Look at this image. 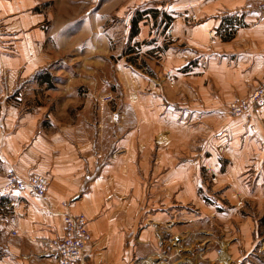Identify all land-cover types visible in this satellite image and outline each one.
<instances>
[{"label":"crops","instance_id":"1","mask_svg":"<svg viewBox=\"0 0 264 264\" xmlns=\"http://www.w3.org/2000/svg\"><path fill=\"white\" fill-rule=\"evenodd\" d=\"M186 2L200 21L188 25L189 12L176 16L167 33L179 38L180 47H170L159 56L162 78L174 76L167 94L178 106H170L164 81L157 75L141 74L123 64L119 71L124 74L122 86L128 89L124 107L136 123L128 120V111L120 121L115 115L107 119L135 125V130L118 135L89 129L86 136L85 127L93 121L78 116L77 133L47 136L43 127L57 126L52 117L23 113L5 101L0 104V184L8 170L20 176L45 173L49 178L44 198L27 190L0 198L4 207L0 208V264H57L51 239L63 233L65 212L84 213L88 219L91 240L83 264H162L181 259L183 264H214L223 257L214 249L219 241L234 258L239 250L253 249L256 219L254 223V214L241 215L236 201L250 197L264 201V106L258 132L249 129L244 116H229L223 109L233 94L246 95L264 80V9L259 0ZM176 4L174 0L172 5ZM38 5L39 0H0V91L4 93L16 91L18 75H29L41 84L38 72L52 61L53 55L37 47L44 39L54 46L52 31L45 34L38 26ZM147 22L140 26L139 36L153 40L148 43L151 48L161 40L150 32L151 19ZM79 30L88 34L87 53L105 48V40L89 27ZM230 40L234 43L225 44ZM190 61L195 63L190 66L191 82L180 71ZM47 71L41 73L51 82ZM73 74L68 73L58 87L66 98L75 97L79 82L73 81L84 76L81 68ZM229 86L232 92L222 95ZM103 119L99 121L111 124ZM186 123L187 137L169 138L170 132L177 133V125ZM189 141L191 149L179 148ZM250 171L253 179L248 181ZM200 172L214 175L222 187L230 185L220 202L224 207L206 203L196 193L204 180L198 177ZM147 174L157 177V194L144 195L152 190L143 181ZM188 202L191 210L184 205ZM237 220L243 222L240 237L235 232L231 236V222Z\"/></svg>","mask_w":264,"mask_h":264},{"label":"rangeland","instance_id":"2","mask_svg":"<svg viewBox=\"0 0 264 264\" xmlns=\"http://www.w3.org/2000/svg\"><path fill=\"white\" fill-rule=\"evenodd\" d=\"M173 1L174 0H39V5L36 8V12L38 16H40L37 21L39 22L38 26L45 31V34L48 32V29L52 31L54 46L47 44L49 42L45 39L40 45H37L40 49L39 52L50 53L53 55V57H51L52 61L44 66L38 74L41 75V72L50 70L52 85L48 86L47 84H44V82H41V84L33 82V79L28 78L30 77L29 75L24 78L23 76L18 75L17 87L14 88L16 89L15 92H11L13 89H11L9 93L0 91V104L5 101L23 113H37L43 118L47 116L52 117L51 120L56 122V127H52L51 125H47L46 127L42 126L43 131L47 136L53 134H69V136H72L74 133H77L78 123L76 118L78 116H83L87 123L93 121L92 124H88L85 127L86 130H84V133L86 136L89 135V131H87L89 129H92L94 133H96L101 128L103 131L105 130V133L115 131L118 135L130 132L132 127L133 130H135V125L132 126V124H129L127 126L123 122L116 124V121L110 122L107 119L109 116L115 115L120 118L118 120L120 121L122 118H125L124 112L128 111L126 114L129 118L128 120L136 123L134 114L124 107L126 105L124 104L125 101H123V99L128 98L126 94L128 89L126 88L125 90L122 86L124 74L119 71L122 70L123 64L126 67H130L131 70L140 72L141 74L152 77L157 75L164 81L163 84L166 100L172 101V99H168L170 96L167 93L171 94V92H169L171 91V87L168 86H171L174 82V76L166 77L165 80L162 78L159 71V65L162 61V58L159 57L160 53H165L170 47H180L178 44L179 38L177 39L168 34V28L173 23L176 16L188 12V17H186L189 19V22H186L188 25H194L200 21L197 14L191 12L192 7L189 9V4L186 0L181 3H179V0H176V5H172ZM183 4H186L187 7H183ZM258 4L264 9L263 0H259ZM178 6H180L181 9ZM150 19L152 22L149 24L151 25V34L157 33L155 39L157 40L159 37L161 40L159 42L160 44L153 42L152 45H154V47L151 48L148 43L153 40L141 39L139 36L140 26ZM133 24L136 27V33H132L131 31ZM146 24H148V22ZM83 26L86 30L89 27L91 32L99 34L102 39L105 40V48L101 49L100 47L96 50H90L87 53L88 49H85L86 45L84 44V39L88 34L79 30V28ZM182 35L183 34H180L179 37L181 38ZM228 37L229 36L225 38ZM231 43L234 42L230 40L225 44ZM48 46L51 47L50 50H48ZM9 51L10 50H8V52ZM11 51L13 52L14 50L11 49ZM0 52L2 51L0 50ZM197 60L198 59H196V61ZM192 64L193 61H190L180 69L182 73L186 72L184 74L189 81L194 78L189 77L190 74H193L192 69L195 67L194 63L193 68L190 69ZM198 66L199 65H197V67ZM18 68L22 69L25 68V66H20ZM78 68H81L84 76H82V79H76L73 81L74 83L79 82L77 85V91L75 90V97L71 95V97L74 98H66L64 97L65 92L58 88L60 81L65 79L70 72H73V75H76ZM34 72H36V70ZM199 72L200 71H197V73ZM118 74H120V78L118 77ZM196 75L201 77L202 73L200 72ZM2 78L4 77L2 76L1 79ZM204 81V84L207 85L208 82L206 80ZM263 82L264 80L261 83ZM192 85L195 86L193 83ZM258 87L259 86L253 88L246 95L231 94L232 96L226 101V105H224L225 108L223 109L226 115L235 116L230 110L229 104L241 99L246 100L248 98L247 95ZM230 91L232 92V87L229 86V89L222 95H227ZM187 95L186 97H192V95L188 93ZM16 96L21 97V101L19 98H16ZM181 97L182 96H179V98ZM178 104L179 102L174 103V101H172L170 106H178ZM260 109L261 106L254 111L244 112L237 115L244 116L249 129L258 132L260 121H262ZM102 117L104 118L103 120H107L111 124L108 123L105 125L102 120L99 121ZM121 124H123L122 127ZM186 125L187 123L184 126L177 125V133L174 135V132H170L169 138L172 139L173 136L177 135L182 138L187 137V130L189 128H185ZM172 127H174V125H172L171 128ZM191 144H193V142L189 141L187 144L179 146V148L191 149ZM150 162L152 163V161ZM13 173L16 176L25 179L32 178L35 176L34 174L42 175L47 178V185L49 183V178L45 173L30 172L25 176H20L15 171H13ZM198 177L204 180L198 185L196 193H198L206 203H212L215 205L220 204L221 199H223L222 195L230 185L227 184L225 187H222V184H217L214 175H210L206 172H200ZM156 178L157 177L150 178V174H147L146 177L143 178L145 183L149 182V184L152 185V190L149 189L148 192L144 191L145 196L150 193H158L154 190L156 180H158ZM245 179L248 180L249 178ZM252 179L253 174L251 173V177L248 181H251ZM160 188H162V186H160ZM11 192L4 195L0 194V198L9 195ZM236 204L241 205V215L246 216L248 214H254L251 215L254 223L256 219L257 225L256 230L251 232V239L254 242V247L248 253H241V250H239L234 258L233 255H229L224 244H219V241L214 249L217 254L222 253L223 257L222 259H219V262L214 264H264V201L259 203L254 201L251 197L249 198V201L240 198V200L236 201ZM144 205L148 206L147 203ZM184 205H188V208L186 209L191 210V202ZM146 206L144 208H146ZM0 208L4 209L3 206ZM143 210L144 209L141 208V213ZM68 213L82 214L86 217L84 213ZM86 220L88 222L87 217ZM11 223L14 224L15 222ZM242 223L241 220L231 222V227L229 226L232 231L231 236L234 235L233 232L239 235L238 231L241 232L240 228ZM219 235L220 233L217 232L216 238H218ZM53 239L54 238L51 239V244ZM240 241H243V239ZM231 244L232 243H230V245ZM235 261H239L240 263H235ZM162 264H183V259L173 261V263L165 261Z\"/></svg>","mask_w":264,"mask_h":264},{"label":"built area","instance_id":"3","mask_svg":"<svg viewBox=\"0 0 264 264\" xmlns=\"http://www.w3.org/2000/svg\"><path fill=\"white\" fill-rule=\"evenodd\" d=\"M264 2V0H263ZM246 100H239L229 104L235 114L254 111L264 106V82L247 95ZM246 96V97H247ZM32 178L16 176L12 170L5 174V180L0 184V194H7L15 190H27L33 196L44 198L47 187V178L36 175ZM10 222H14L11 218ZM86 217L82 214L63 213V233L52 241L57 264H83V253L90 240Z\"/></svg>","mask_w":264,"mask_h":264},{"label":"trees","instance_id":"4","mask_svg":"<svg viewBox=\"0 0 264 264\" xmlns=\"http://www.w3.org/2000/svg\"><path fill=\"white\" fill-rule=\"evenodd\" d=\"M131 31H132V33H136V27H135L134 24L132 25V29H131ZM39 79H40V82H44V81H46V83H47L48 86H51V85H52L51 82H49V80H45V79H47V78H45V74H44V75L41 74V75L39 76Z\"/></svg>","mask_w":264,"mask_h":264}]
</instances>
